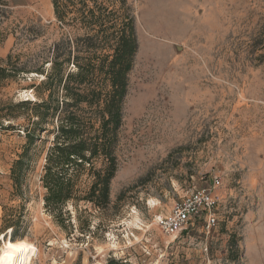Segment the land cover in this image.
Segmentation results:
<instances>
[{"label": "rangeland", "instance_id": "1", "mask_svg": "<svg viewBox=\"0 0 264 264\" xmlns=\"http://www.w3.org/2000/svg\"><path fill=\"white\" fill-rule=\"evenodd\" d=\"M125 2L138 51L109 206L68 203L60 220L45 209V136L31 148L20 187L13 184L29 116L16 109L15 119L0 118L3 241L27 243L21 264H264V0ZM49 6L0 0V116L38 100L36 72L68 34ZM202 188L213 189L216 226L207 231L195 219L164 235L157 219Z\"/></svg>", "mask_w": 264, "mask_h": 264}, {"label": "trees", "instance_id": "2", "mask_svg": "<svg viewBox=\"0 0 264 264\" xmlns=\"http://www.w3.org/2000/svg\"><path fill=\"white\" fill-rule=\"evenodd\" d=\"M50 2L55 20L69 35L54 44L48 68L36 72L43 77L32 86L38 100L20 102L0 118L15 119L16 109L29 112L23 152L10 170L16 187L29 168L31 148L44 142L43 136L52 138L40 181L45 209L60 220L68 203L102 211L110 204L122 106L138 43L125 0ZM72 30L83 34L71 35ZM5 78L0 68V80Z\"/></svg>", "mask_w": 264, "mask_h": 264}, {"label": "built area", "instance_id": "3", "mask_svg": "<svg viewBox=\"0 0 264 264\" xmlns=\"http://www.w3.org/2000/svg\"><path fill=\"white\" fill-rule=\"evenodd\" d=\"M214 184L218 185L219 182L215 180ZM212 190L211 188L195 190L176 203L166 216L157 219L158 229L171 237L184 230L195 219H203L207 231L215 227L217 200Z\"/></svg>", "mask_w": 264, "mask_h": 264}, {"label": "bare ground", "instance_id": "4", "mask_svg": "<svg viewBox=\"0 0 264 264\" xmlns=\"http://www.w3.org/2000/svg\"><path fill=\"white\" fill-rule=\"evenodd\" d=\"M0 241H2L0 264H21L22 258L27 252V243L22 240L3 241V236L0 237Z\"/></svg>", "mask_w": 264, "mask_h": 264}, {"label": "crops", "instance_id": "5", "mask_svg": "<svg viewBox=\"0 0 264 264\" xmlns=\"http://www.w3.org/2000/svg\"><path fill=\"white\" fill-rule=\"evenodd\" d=\"M49 12H50V14H49V15H50L51 17H54V16H53V9H52V5H51V7L49 6ZM2 210H3V209L0 207V217L3 215V211H2ZM1 236H3V237H4V235H0V237H1Z\"/></svg>", "mask_w": 264, "mask_h": 264}]
</instances>
